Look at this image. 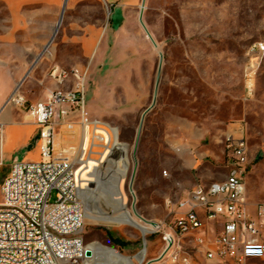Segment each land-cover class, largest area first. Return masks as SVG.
<instances>
[{"label":"rangeland","instance_id":"rangeland-1","mask_svg":"<svg viewBox=\"0 0 264 264\" xmlns=\"http://www.w3.org/2000/svg\"><path fill=\"white\" fill-rule=\"evenodd\" d=\"M65 1L0 0V18L5 27L14 19L21 47L34 43L12 56L27 68L18 86L25 103L15 108L28 111L50 93L52 67L88 69L93 122L82 127L75 111L56 140L81 163L86 264L157 260L174 219L167 199L226 179V135L239 137V127L250 148L249 204H264V0ZM28 150L20 162L40 157L34 144ZM11 166L0 163V202Z\"/></svg>","mask_w":264,"mask_h":264},{"label":"built area","instance_id":"built-area-1","mask_svg":"<svg viewBox=\"0 0 264 264\" xmlns=\"http://www.w3.org/2000/svg\"><path fill=\"white\" fill-rule=\"evenodd\" d=\"M55 74H62L58 83L69 86L51 91L48 99L27 111L39 128L40 160L13 163L1 186L0 264H86L81 163L75 155L60 154L56 140L75 111H79L82 127L93 122L86 107L88 69L54 66L49 77L55 80ZM18 98L19 103L10 102L24 105V97ZM3 127L0 122V133ZM239 132V137L232 133L226 137V179L198 184L171 208L174 219L163 233L165 246L157 260L172 264L264 262V204L254 211L249 204L250 148L244 129ZM204 219L218 223L213 237L207 234ZM163 228L160 223L154 232ZM187 239L195 243L192 248L184 245Z\"/></svg>","mask_w":264,"mask_h":264},{"label":"crops","instance_id":"crops-1","mask_svg":"<svg viewBox=\"0 0 264 264\" xmlns=\"http://www.w3.org/2000/svg\"><path fill=\"white\" fill-rule=\"evenodd\" d=\"M13 20V18H9L7 20V24H9V26L5 27L4 19L0 18V122L4 125L3 131L2 133H0L1 164L6 162H11L12 164L15 162H20L19 159L22 155L28 156L30 154V150H28L30 146L34 144L36 150L40 152L41 145L39 128L34 122L28 119L27 111L22 108H15L13 103L7 105L15 90L23 81V77L25 75V72L27 71L26 66L14 61L12 56L19 54L29 55V53L31 52L30 50H33L34 52V43H32V49L29 46L30 44L21 47L20 36L18 32L15 31ZM51 82H53V89L51 91L59 88H67L69 86V84L61 85L53 79L51 80ZM48 96L49 94L46 95V97L42 100L48 99ZM240 130V127L236 129V131ZM228 131L232 130L229 129ZM226 136H228V134ZM176 151L184 157H188V155L191 154V151L189 149H184L182 147H178ZM16 155L18 158L15 159ZM39 160L40 157H38L35 161ZM200 160V158H195L194 161L188 160L189 166L195 168L199 164ZM197 185L198 183L193 184L190 188H183L181 191V198L177 202H173L171 201V199H167V207L169 208V212L171 211V208L177 205L180 201L184 200ZM169 202L171 203L170 205ZM204 220L206 222L207 234L209 235V237H213L216 233L217 227L219 226L218 223L210 222L206 219ZM194 245V242L188 239L186 240L187 247L192 248ZM82 247H84L83 239ZM153 261L150 260L148 264L160 263V261Z\"/></svg>","mask_w":264,"mask_h":264},{"label":"bare ground","instance_id":"bare-ground-1","mask_svg":"<svg viewBox=\"0 0 264 264\" xmlns=\"http://www.w3.org/2000/svg\"><path fill=\"white\" fill-rule=\"evenodd\" d=\"M55 79H57L59 81H62V74H55ZM20 96H21V92H20V88L18 87L15 90V92L13 93V95L11 96L10 100L13 99L12 101H15L16 103H19L20 100H19L18 97H20ZM10 100L8 101L7 105L10 104V103H12V102H10ZM86 212H87V206H86ZM139 221L141 223H143L144 225L150 227L153 231H156L157 228H158V225L161 223V222L160 223L159 222H149V221H144V220H141V219H139ZM156 261H160V260H156ZM156 261H154V262H156Z\"/></svg>","mask_w":264,"mask_h":264},{"label":"trees","instance_id":"trees-1","mask_svg":"<svg viewBox=\"0 0 264 264\" xmlns=\"http://www.w3.org/2000/svg\"><path fill=\"white\" fill-rule=\"evenodd\" d=\"M110 239L117 246H120L121 248H124L125 247V243L123 241H121L120 239H116V238H112V237H110Z\"/></svg>","mask_w":264,"mask_h":264},{"label":"water","instance_id":"water-1","mask_svg":"<svg viewBox=\"0 0 264 264\" xmlns=\"http://www.w3.org/2000/svg\"><path fill=\"white\" fill-rule=\"evenodd\" d=\"M67 3V0L65 1V4ZM141 22L143 23V21H142V17H141ZM156 46H157V44H155Z\"/></svg>","mask_w":264,"mask_h":264}]
</instances>
